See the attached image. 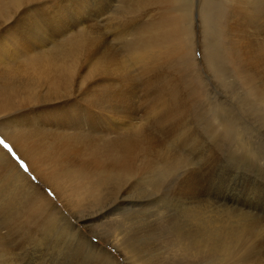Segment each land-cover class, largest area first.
<instances>
[{"label": "bare ground", "instance_id": "bare-ground-1", "mask_svg": "<svg viewBox=\"0 0 264 264\" xmlns=\"http://www.w3.org/2000/svg\"><path fill=\"white\" fill-rule=\"evenodd\" d=\"M18 1L0 0V133L27 163L35 180L50 188L64 207L58 206L47 191H41L0 143V220L2 217L5 221H0V229L8 230V235L2 230L7 236L0 231V261L21 264L25 260L27 249H20L19 258L12 244L22 242L9 236L19 232L29 241L49 244V253L59 257L65 256L61 245L70 246L65 245L68 239L76 240L77 247L95 246L94 254H102L107 264H120L103 250L111 252L106 246L97 247L80 229L78 224H85L87 219L84 208L102 201V189L110 185L109 180L138 177L142 167L153 163L145 158L152 143L139 146L152 131L186 133L192 116L185 100L180 108L177 102V109L171 107L173 89L170 96L167 90H156L155 97L147 99L148 112L138 116L133 104L141 106L145 96L139 95L135 84L128 83L149 86L160 78L163 83H185V78L195 83L188 72L190 67L196 70L199 61L194 53L203 43L190 21L204 14L209 37L205 51L200 47L202 63L206 53L214 64L224 61L222 66L234 65L241 72L242 83L260 84L264 70V0H202L203 9L198 0H102L101 37L92 39L91 44L83 39L85 31L82 36L75 34L78 30L73 32L77 25H72V31L71 25L58 24V0L45 1L50 5H46L49 11L44 10V16L37 14L41 11L33 4L37 0H25L29 4ZM99 17L93 14L86 20L91 22L82 21L77 29L95 26ZM227 36L230 41L226 44ZM81 53L91 55L86 73V62H81L86 56L79 57ZM100 67L101 83H86L89 78L84 77ZM159 69L162 71L157 73L164 72L163 77L156 75ZM107 135H111L109 140L105 139ZM166 159L163 162L167 164ZM125 202L122 199L118 204ZM105 213L93 217L101 219Z\"/></svg>", "mask_w": 264, "mask_h": 264}, {"label": "rangeland", "instance_id": "rangeland-1", "mask_svg": "<svg viewBox=\"0 0 264 264\" xmlns=\"http://www.w3.org/2000/svg\"><path fill=\"white\" fill-rule=\"evenodd\" d=\"M20 1L18 2L22 4L29 2ZM37 1L33 4L39 7L36 10L41 11L36 13L46 15L45 12L49 11L46 10V5L50 3L45 4L47 0ZM66 1H57L58 8L55 9L62 12L56 11L60 16L58 24H66L68 27L71 25L72 31L74 27L72 25H77L73 32L78 30L75 34L79 36H82L81 32L89 31L91 35H88L89 32L88 34L83 32V39H89L90 44L101 37L102 0ZM198 1L203 9V1ZM78 7L80 10L83 7L82 11ZM62 9L65 10L64 13ZM93 14L100 15V20L96 24L99 26L85 27L87 30L77 29L83 24L82 21L85 22L84 24L91 22L86 20L91 19ZM190 24L203 43L196 47L194 53L199 61L196 70L190 67L188 72L195 83H188L187 78H185L187 83H163L164 79L160 78L161 82L156 79L158 83L153 80L156 83L151 82L149 86L146 83L128 84H135L139 95L145 96V102L141 106L133 104V109L138 116L148 112L147 99L155 97L156 90L164 91V93L167 90L170 96L169 92L173 89L170 96V103L171 101L173 103H171L172 106L170 103L168 105L175 108L174 102H177L180 108L185 100L184 105H188L192 112L191 114L187 109L192 115H189L191 125L185 129L186 133L184 130L183 132L171 131L177 134L176 136L169 133L170 130H164V133L161 130L152 131L147 141L138 142L139 146L145 144L143 145L145 147L149 145L147 143H152L150 144L152 146L149 145L150 152L148 151L147 155L152 154L154 157L146 155L145 158H149L148 161L153 163H149V167L141 168L138 162L136 168L137 170L141 168L139 173L143 172L138 177L114 182L109 180L110 185H105L102 189V201L84 208L87 219L85 224L78 225L97 247L100 248L98 244L106 246L111 252L103 250L111 256V259L116 257L120 264H145L143 260L147 261L146 264H264V70L260 84L250 85L242 83L241 72L236 71L231 63H225L224 66H222L224 61L214 64L210 61V55L206 57V53L205 63H202L204 53L202 54L201 51L204 50V44L209 37L205 31V25L208 23L202 14L193 18ZM95 33L97 36L94 35ZM229 41L227 36L225 43ZM87 54H85L86 60H82L85 57L83 53H81L82 56L78 55L82 57L81 62H86H83L85 73L91 66L86 64L92 63L90 53L88 54L90 57H87ZM87 58L90 59L87 61ZM97 70L100 73H97ZM159 70L155 71L156 75L164 74V72L157 73L162 71V69ZM92 72L96 74L89 73V77L86 75L84 79H89L87 81L82 79L83 83L84 81L98 83L101 80V67ZM161 75L160 77L164 76ZM259 89L263 92L260 93ZM172 97H175V101ZM179 98L182 99L179 100ZM226 125L228 127H225ZM109 136L111 135L103 136L102 139L105 137L109 140ZM0 141H3L2 145L9 146L11 152L6 149L13 154L15 160L19 163L24 162L19 159V155L15 154L12 144L2 133H0ZM151 147L153 150H150ZM168 158L174 161H169ZM165 159L167 164L164 163ZM23 164L28 169V176L40 187V190L47 191L46 193L58 206L63 208L64 205L52 190L42 185L38 179L35 180L36 177L27 163ZM122 199L126 202L124 205H119ZM101 211L102 213L107 211L101 219L93 217ZM70 218L74 220L73 216ZM0 221L5 222L2 221V217ZM2 230L7 229H0L1 232ZM6 234L8 235V230ZM17 234L19 235L9 236L22 242L12 244L13 248H17L15 253L19 258H21L20 249H27L25 260L21 264H107L102 254H94L95 246L77 247L76 240H68L62 236L67 239L65 245L70 246L61 245L63 249L65 248L61 252L67 258L59 257L57 253L54 255L49 253L52 248L48 246L49 244L45 246L44 243L29 241L19 232ZM121 240L124 241L123 245ZM127 244L131 251L127 249ZM43 255H46V258ZM0 262V264H18V262L10 261L5 263L4 260Z\"/></svg>", "mask_w": 264, "mask_h": 264}, {"label": "snow or ice", "instance_id": "snow-or-ice-1", "mask_svg": "<svg viewBox=\"0 0 264 264\" xmlns=\"http://www.w3.org/2000/svg\"><path fill=\"white\" fill-rule=\"evenodd\" d=\"M0 143H3V141H0ZM3 146H4V148H7V149L11 152V149L9 148V146H8L7 144H4ZM20 167H21L25 172L28 171L27 167H26L23 163L20 164Z\"/></svg>", "mask_w": 264, "mask_h": 264}]
</instances>
